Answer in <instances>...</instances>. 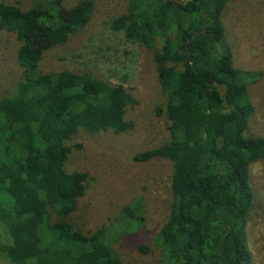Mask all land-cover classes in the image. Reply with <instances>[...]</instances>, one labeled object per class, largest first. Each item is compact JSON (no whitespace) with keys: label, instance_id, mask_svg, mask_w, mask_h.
Instances as JSON below:
<instances>
[{"label":"trees","instance_id":"obj_1","mask_svg":"<svg viewBox=\"0 0 264 264\" xmlns=\"http://www.w3.org/2000/svg\"><path fill=\"white\" fill-rule=\"evenodd\" d=\"M130 1L136 22L164 20L177 34L174 42L129 29L153 52L162 98L156 114L172 140L134 160L173 159L181 171L159 237L160 264H246L241 244L254 194L243 179L264 159V138L246 135L251 111L241 102L250 74L234 67L218 17L230 0H179L165 17L170 0ZM64 2L30 0L28 9L0 4V32L18 38L22 74L0 98V226L10 240L0 241V258L18 251L12 264H122L106 228L85 233L69 222L89 176L67 173L66 164L77 134L128 133L134 100L122 84L89 73L39 72L43 55L67 45L95 7V0H78L70 9ZM44 172L54 187L41 185Z\"/></svg>","mask_w":264,"mask_h":264},{"label":"rangeland","instance_id":"obj_2","mask_svg":"<svg viewBox=\"0 0 264 264\" xmlns=\"http://www.w3.org/2000/svg\"><path fill=\"white\" fill-rule=\"evenodd\" d=\"M77 1L65 0L64 6L70 9ZM170 1L163 7L164 17L173 7L177 9L179 0ZM19 2L24 9L30 7V0H0V4ZM130 2L95 0L86 27L64 47L47 51L39 72L89 73L112 85L122 84L133 97L126 112V121L133 125L128 133H79L69 142L67 173L89 176L87 191L69 222L85 233L106 228L107 241L122 264H160L159 237L170 221L173 185L181 171L173 159L134 160L172 140L166 121L156 114L162 98L153 52L134 39L129 29L138 28L154 37L168 35L174 42L177 34L164 20L158 23L148 17L136 22L129 15ZM218 17L234 67L250 74H244L247 98L241 102L251 111L246 135L264 138V0H230ZM25 32L30 39L28 28ZM19 45L15 34L0 32V98L10 95L22 78ZM243 180L254 200L247 214L242 257L246 264H264V159L252 163ZM40 182L43 187H54L45 172ZM136 216L141 220L135 221ZM0 241H10L1 226ZM18 255V251L2 255L0 264H12Z\"/></svg>","mask_w":264,"mask_h":264}]
</instances>
